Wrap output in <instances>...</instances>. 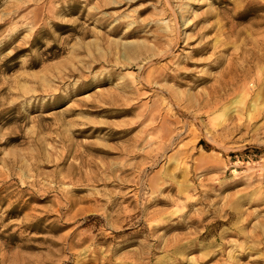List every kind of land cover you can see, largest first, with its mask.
I'll return each instance as SVG.
<instances>
[{"label":"rangeland","instance_id":"obj_1","mask_svg":"<svg viewBox=\"0 0 264 264\" xmlns=\"http://www.w3.org/2000/svg\"><path fill=\"white\" fill-rule=\"evenodd\" d=\"M264 264V0H0V264Z\"/></svg>","mask_w":264,"mask_h":264},{"label":"bare ground","instance_id":"obj_2","mask_svg":"<svg viewBox=\"0 0 264 264\" xmlns=\"http://www.w3.org/2000/svg\"><path fill=\"white\" fill-rule=\"evenodd\" d=\"M118 264V263H117Z\"/></svg>","mask_w":264,"mask_h":264}]
</instances>
